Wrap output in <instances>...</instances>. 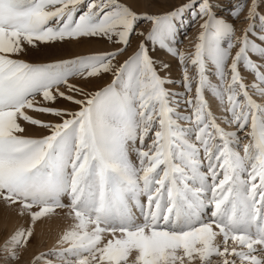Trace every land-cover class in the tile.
Masks as SVG:
<instances>
[{
	"label": "snow or ice",
	"instance_id": "obj_1",
	"mask_svg": "<svg viewBox=\"0 0 264 264\" xmlns=\"http://www.w3.org/2000/svg\"><path fill=\"white\" fill-rule=\"evenodd\" d=\"M262 5L0 0V264H264Z\"/></svg>",
	"mask_w": 264,
	"mask_h": 264
},
{
	"label": "rangeland",
	"instance_id": "obj_2",
	"mask_svg": "<svg viewBox=\"0 0 264 264\" xmlns=\"http://www.w3.org/2000/svg\"><path fill=\"white\" fill-rule=\"evenodd\" d=\"M184 2V0H159V4L162 7H168L172 4H179ZM261 10L264 11V5L261 6ZM247 25V21H240L237 23V28H243ZM198 31V25H196L193 28H189L188 32L186 34L187 38L183 39V42L179 45L182 49L189 51L191 50V44L194 42V38L197 35ZM97 48H110V45L101 43L96 45ZM173 74L179 73V68L177 67L175 61H173ZM45 119H54V117L46 116ZM30 131H35V129H30ZM246 142V141H244ZM242 151V149H241ZM67 212V209H64L63 212L61 210H56V215L53 216L52 219L45 220L43 223H38L36 225V232H37V238L33 242V245L29 248L28 253L25 255V259L29 260L31 258V255L35 251H44L48 248H51L55 244V240L57 237V234L60 232L61 228L67 223V220L65 219V213ZM19 217L7 213L4 209V206L2 203H0V230H2L5 225L8 226V228H12L18 223H23ZM58 227V228H57ZM57 229V230H56Z\"/></svg>",
	"mask_w": 264,
	"mask_h": 264
},
{
	"label": "bare ground",
	"instance_id": "obj_3",
	"mask_svg": "<svg viewBox=\"0 0 264 264\" xmlns=\"http://www.w3.org/2000/svg\"><path fill=\"white\" fill-rule=\"evenodd\" d=\"M64 226H65V225H64ZM64 226H63V227H64ZM57 228H58V227H57ZM61 229H62V228H61ZM56 230H57V229H56Z\"/></svg>",
	"mask_w": 264,
	"mask_h": 264
}]
</instances>
